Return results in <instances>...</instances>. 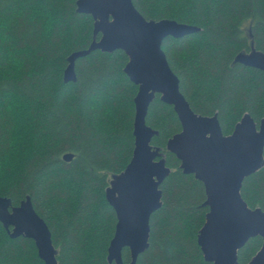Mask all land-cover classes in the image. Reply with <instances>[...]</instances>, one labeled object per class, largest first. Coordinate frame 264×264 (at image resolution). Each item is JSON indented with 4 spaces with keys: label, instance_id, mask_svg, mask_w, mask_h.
Listing matches in <instances>:
<instances>
[{
    "label": "trees",
    "instance_id": "trees-1",
    "mask_svg": "<svg viewBox=\"0 0 264 264\" xmlns=\"http://www.w3.org/2000/svg\"><path fill=\"white\" fill-rule=\"evenodd\" d=\"M133 1L147 19L200 28L163 42L195 112L217 113L225 135L246 113L260 125L264 71L235 58L252 44L264 51V0ZM95 37L94 18L77 11V0H0V197L19 205L31 196L52 231L60 264H116L108 261L117 215L106 189L134 150L138 86L124 71L125 51L81 57L77 80L64 81L68 56ZM146 121L159 131L152 144L161 148L171 173L160 186L162 207L151 216L149 247L136 264H212L198 243L209 210L205 186L167 150L182 130L178 114L157 94ZM68 152L71 161L63 159ZM241 194L264 211V165L244 179ZM262 244L261 236L249 239L238 252L240 264ZM123 258L131 261L128 248ZM0 264L45 262L33 239L11 238L0 223Z\"/></svg>",
    "mask_w": 264,
    "mask_h": 264
},
{
    "label": "water",
    "instance_id": "water-1",
    "mask_svg": "<svg viewBox=\"0 0 264 264\" xmlns=\"http://www.w3.org/2000/svg\"><path fill=\"white\" fill-rule=\"evenodd\" d=\"M77 11L92 15L94 34L100 38L68 56L64 81L77 80V59L96 50L111 53L121 49L129 57L124 71L138 86L132 158L123 172L113 175L106 189L107 200L117 215L108 261L126 264L123 250L128 248V264L137 263L149 247L151 216L163 204L160 186L171 168L161 148L152 144L159 131L146 121L149 106L159 94L162 101L174 106L182 125V130L168 140L167 150L181 161L184 173L194 174L205 186L203 205L209 210L198 233L205 260L240 264L239 250L252 237L261 236V249L246 264H264V211L250 207L241 194L244 179L264 165V118L257 126L246 113L232 134L225 135L217 113L209 116L193 110L163 49L165 38L183 37L200 28L170 18L147 19L133 0H77ZM235 62L264 71V51L252 44L249 52L237 54ZM73 157L70 152L63 155L66 161ZM0 223L11 238L33 239L45 264H60L52 231L30 195L19 205H13L11 197L1 196Z\"/></svg>",
    "mask_w": 264,
    "mask_h": 264
}]
</instances>
